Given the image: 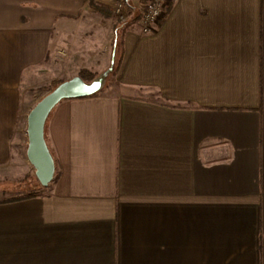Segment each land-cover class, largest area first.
Here are the masks:
<instances>
[{"label":"crops","instance_id":"crops-1","mask_svg":"<svg viewBox=\"0 0 264 264\" xmlns=\"http://www.w3.org/2000/svg\"><path fill=\"white\" fill-rule=\"evenodd\" d=\"M119 1V72L51 112L58 177L0 204V264H264V0H179L151 35L148 0ZM94 4L0 0V176L53 45Z\"/></svg>","mask_w":264,"mask_h":264},{"label":"rangeland","instance_id":"rangeland-1","mask_svg":"<svg viewBox=\"0 0 264 264\" xmlns=\"http://www.w3.org/2000/svg\"><path fill=\"white\" fill-rule=\"evenodd\" d=\"M120 28L121 24L114 18L95 10L84 14L78 26L67 28L62 42L57 46L53 45L52 59H48L46 75H42L41 79L29 90L31 105L41 100L47 94L46 90L52 88L56 81L69 80L82 69L97 72L98 76L110 69L105 87L96 95L106 94L107 89L114 83L111 75L116 59L113 43L118 38ZM16 163L17 170H14L11 175L0 176V198L20 196L38 190L29 182L30 179L36 177H32L25 170L26 167H32L26 158L25 148ZM16 179L20 181L17 182ZM52 185L48 190L53 189Z\"/></svg>","mask_w":264,"mask_h":264},{"label":"water","instance_id":"water-1","mask_svg":"<svg viewBox=\"0 0 264 264\" xmlns=\"http://www.w3.org/2000/svg\"><path fill=\"white\" fill-rule=\"evenodd\" d=\"M110 69L91 82L75 76L48 92L31 109L27 117L28 146L26 156L35 170V177L42 187H47L55 179V160L45 139L46 122L54 108L64 100L94 96L106 85Z\"/></svg>","mask_w":264,"mask_h":264},{"label":"trees","instance_id":"trees-1","mask_svg":"<svg viewBox=\"0 0 264 264\" xmlns=\"http://www.w3.org/2000/svg\"><path fill=\"white\" fill-rule=\"evenodd\" d=\"M94 7L99 12L107 14L108 17L114 18L119 24H121V25L124 23L126 24L127 15L123 11L114 14V13H112V11H110L109 9H107L105 7H102L101 5L94 4ZM135 20L136 19H134L130 22H134ZM128 23H129V21L127 22V24ZM113 44H114L113 47L115 48V58L116 59H115V66H114L113 71L111 72V75L113 78H115L119 72L120 67H121L123 55H124L123 35L121 33L118 34V38ZM75 76H80L84 81L91 82L98 76V73L94 72V71H90L89 69H82ZM75 76H73V77H75ZM64 81H66V80L56 81L52 88H49L46 90V93L52 91L56 86H58L59 84H61ZM57 177H58V175L56 174V177H55L54 181L52 182V184L56 181ZM52 184H49V186H47V187L41 186V188L37 191H32V192H29L27 194L20 195L18 197L0 198V204L16 202V201H20V200L31 198V197H37V196L45 197V196H47L46 191H48V188Z\"/></svg>","mask_w":264,"mask_h":264},{"label":"built area","instance_id":"built-area-1","mask_svg":"<svg viewBox=\"0 0 264 264\" xmlns=\"http://www.w3.org/2000/svg\"><path fill=\"white\" fill-rule=\"evenodd\" d=\"M101 5L109 6L116 12L121 9L119 0H94ZM179 0H148L141 15V31L143 35H151L157 30V26L163 21L168 11Z\"/></svg>","mask_w":264,"mask_h":264}]
</instances>
